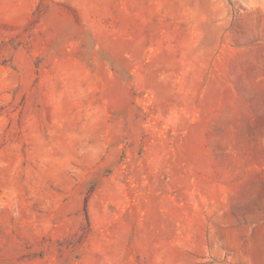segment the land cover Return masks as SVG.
I'll use <instances>...</instances> for the list:
<instances>
[{
    "label": "rangeland",
    "instance_id": "obj_1",
    "mask_svg": "<svg viewBox=\"0 0 264 264\" xmlns=\"http://www.w3.org/2000/svg\"><path fill=\"white\" fill-rule=\"evenodd\" d=\"M0 264H264V0H0Z\"/></svg>",
    "mask_w": 264,
    "mask_h": 264
}]
</instances>
